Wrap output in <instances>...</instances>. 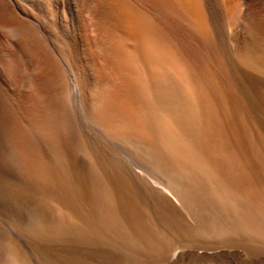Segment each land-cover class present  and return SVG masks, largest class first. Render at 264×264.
<instances>
[{"label":"bare ground","instance_id":"bare-ground-1","mask_svg":"<svg viewBox=\"0 0 264 264\" xmlns=\"http://www.w3.org/2000/svg\"><path fill=\"white\" fill-rule=\"evenodd\" d=\"M228 61L264 111V0H0V220L22 249L13 262L64 264L58 250L117 243L126 255L98 264H128L155 239L146 197L251 260L264 171L251 148L225 145L220 105L201 89L207 64ZM12 185L35 203L4 198Z\"/></svg>","mask_w":264,"mask_h":264},{"label":"rangeland","instance_id":"rangeland-1","mask_svg":"<svg viewBox=\"0 0 264 264\" xmlns=\"http://www.w3.org/2000/svg\"><path fill=\"white\" fill-rule=\"evenodd\" d=\"M228 62V65L225 67H217L211 63L207 64L206 72L201 76V89L211 93L213 99L220 105V112L224 121L226 120L225 128L227 134L225 138L227 139H224L225 145L231 146V148L233 147V150H236L235 152L241 155L247 153L251 148L254 165L258 173L263 175L264 111L261 108V93L253 88L251 83L243 77L233 63L230 61ZM228 120H231V123H229ZM17 184L25 192H31L20 182ZM14 185H12L13 191L10 193V196L4 193L2 194L4 198H8V200L10 199L19 204H25V206L35 203L37 199L34 200L31 197H24L18 194ZM34 196H36V194H34ZM42 204L43 203H41V205L35 204L31 206V219L27 224L31 229L39 227L40 222L35 219L34 211L39 207L41 210L43 209V214L46 205ZM142 211L144 214V224L153 228V237H155V239L152 238V242L147 246H141L139 251L128 261V264H264V244H254V256L249 260L246 258L243 248H236L241 255L235 254V247L225 248L221 247V244H210L208 241L211 238L205 241V236L200 235L199 237V235L189 234L185 227V220L170 218L164 213L163 209H160L153 198H145ZM187 221L190 223L192 222L191 220ZM7 222L11 228L14 227V223H12L11 220ZM193 224L194 223H192V225ZM46 226L51 232L57 230L48 217ZM18 228L22 234L27 233L23 225H20ZM208 236L206 237L208 238ZM201 239H203V241H201ZM198 240L200 241L198 242ZM214 245L219 248H214ZM57 247L59 246L56 245V248ZM100 247L101 246H97L96 248ZM103 248L108 254H102L101 252H94L91 254L87 251L86 254L81 255L74 253L69 254V251L58 250L61 254L59 259L64 264H98L104 257L117 259L124 257L126 255L125 253H127L125 252L126 249L122 248V246L117 243H110ZM21 250L15 237L11 235L9 227L0 220V264H16L14 263L16 260H13L9 253L14 254L15 258H22L23 253ZM73 251H78V247L73 248ZM44 263L48 264L47 262Z\"/></svg>","mask_w":264,"mask_h":264}]
</instances>
